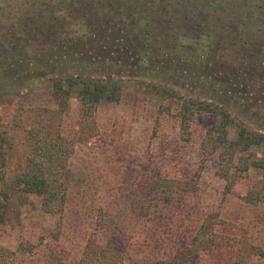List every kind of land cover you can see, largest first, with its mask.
I'll list each match as a JSON object with an SVG mask.
<instances>
[{
    "label": "trees",
    "instance_id": "obj_1",
    "mask_svg": "<svg viewBox=\"0 0 264 264\" xmlns=\"http://www.w3.org/2000/svg\"><path fill=\"white\" fill-rule=\"evenodd\" d=\"M219 1L207 0V10H202L199 0L194 2V9L210 24L207 30L169 0H79L72 14L58 15L59 6L45 5L46 13L37 11L33 19L27 18L28 28L0 34L1 86L18 83L17 92L23 80L30 85L44 79L58 112L67 110L70 99L78 103V127L72 137L60 134L45 117L24 129L27 152L20 169L7 174L0 150V223L9 189L37 195L43 212L61 214L67 198L68 159L77 142L96 134L93 114L97 105L119 100L122 76L147 73L167 84H173L172 79L182 81L190 89L201 84L202 91L196 93L208 98H186L166 83L150 86L164 99L176 102L177 132L183 141L189 139L196 112L216 115L200 138L197 170L215 156V174L224 182L223 194L248 169L257 170L260 178L243 200L264 203V158L255 155L264 146V7L252 6L249 0L240 2L228 19L222 13L231 9ZM68 22L78 25L75 34L63 31ZM172 63L180 69H171ZM153 66L158 70H152ZM98 71L104 75L99 77ZM246 121L257 125L251 127ZM6 135L0 129V149ZM178 186L175 179L155 177L138 213L147 215L152 205L168 198ZM111 223V218L97 214L95 231H105ZM212 223L203 220L188 245L179 248L172 260L160 263L189 264L200 251L225 244L228 237L216 233ZM31 248L27 242L14 250L0 245V264ZM122 262L121 252L98 244L94 232L86 237L78 259V264Z\"/></svg>",
    "mask_w": 264,
    "mask_h": 264
},
{
    "label": "rangeland",
    "instance_id": "obj_2",
    "mask_svg": "<svg viewBox=\"0 0 264 264\" xmlns=\"http://www.w3.org/2000/svg\"><path fill=\"white\" fill-rule=\"evenodd\" d=\"M169 1L182 12L187 10L190 20L201 22L202 30L208 29L210 24L202 20L206 16L194 9L196 0ZM245 1L248 0H220L222 6L231 9L222 16L230 19L236 11L234 6ZM249 1L252 6L264 7V0ZM78 2L0 0V34L28 28L25 21L33 19L37 11L44 12L45 5L59 6L62 12L58 15L72 14L76 8L73 4L77 6ZM199 2L205 10L207 0ZM77 27L68 22L63 31L75 34ZM180 67L170 64L174 70ZM152 68L158 70L156 66ZM96 74L101 77L104 72ZM157 77L149 73L122 76L119 100L97 105L93 114L96 134L88 141L77 142L68 159L67 198L61 214L43 212L37 195L9 189L0 223V245L14 250L27 242L32 248L10 255L4 264H78L90 232H94L98 244L121 252L122 264H161L188 245L203 220L213 222V230L227 236L228 241L200 251L189 264H264V203L243 200L245 192L257 184L260 173L248 169L232 190L223 194L224 182L215 174V156L197 170L200 138L216 115L196 112L189 125V139L181 140L176 102L164 99L150 86L166 83ZM22 82L17 92L14 90L19 88L18 83L0 85V129L7 131L0 150L7 174L22 167L27 152L24 129L35 120L49 118L53 128L65 137H72L78 127V103L74 98L60 113L50 98L46 80H33L30 85ZM172 82L166 86L186 98H208L196 93L202 91L201 84L190 89L182 81ZM255 155L264 158V146ZM157 176L175 179L179 186L168 198L151 204L147 215L141 216L140 204ZM97 214L111 218L107 230L95 231Z\"/></svg>",
    "mask_w": 264,
    "mask_h": 264
}]
</instances>
